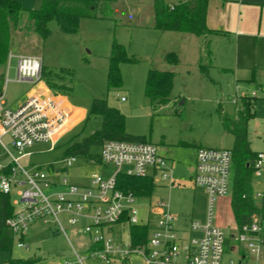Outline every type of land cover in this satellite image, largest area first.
<instances>
[{"label": "rangeland", "instance_id": "obj_1", "mask_svg": "<svg viewBox=\"0 0 264 264\" xmlns=\"http://www.w3.org/2000/svg\"><path fill=\"white\" fill-rule=\"evenodd\" d=\"M18 1L26 9H35L41 4V0ZM164 1L168 5L178 2ZM151 16L153 22L150 0H107L97 17L80 19L73 33L62 32L57 22L52 20L48 23L49 36L45 40L33 32L28 35L27 42L29 39L32 41L22 45L21 52H34L41 56L46 71L57 78L58 88L63 90L72 105L86 114L83 120L60 136L55 145L51 142L34 143L25 148L23 152L29 154L22 155L19 161L26 168L34 165L46 168L51 163L63 168L68 142L77 134L85 136L101 126V117L89 114L92 99L106 98L108 105L123 114L126 132L144 135L172 160L171 178L175 183L160 185L157 181L148 198H138L139 217H146L148 202L160 200L165 202L171 213L178 214L179 220L185 218L203 224L207 197L203 187L194 184L188 165L195 163L193 144L231 149L233 136L224 131L219 121V107L232 115L242 95L255 97L254 115L248 121V138L251 149L264 154V90L256 87L264 74V13L261 27L256 19L241 26L239 32L233 30L210 36L213 53L208 66L209 58L204 47L209 37L157 30L146 23ZM16 38L14 44L21 45L24 33L18 35L20 40L16 41ZM113 40L123 44L137 61L120 63L121 85L108 88V57ZM171 51L177 55L176 64L163 59L164 54ZM17 61L18 57H9L8 54L4 70L0 66V73L4 72L1 95L6 108H12L21 101L31 87L30 81L17 79ZM200 64L205 66V72ZM149 67L174 73L167 103L153 106L144 95ZM122 96L126 97L125 101L121 100ZM4 141H8L7 137ZM99 152V145L91 146L88 155L79 156L74 165L60 171L55 179L64 175L68 183L85 184L88 183L89 172H97L103 180H108L117 170L126 172L130 168L127 164L118 167L112 163H89V158ZM14 154L18 155L15 151ZM251 187L255 204L264 209V157L261 167L251 172ZM53 191L66 192L67 187L44 188L45 194ZM231 196L230 184L227 194L216 199L213 214V223L226 234L236 227L230 206ZM60 218L65 233L56 223L33 222L21 240L14 234L11 250H0V264L10 257L37 258L35 264H103L87 255L85 250L90 238L81 231V226L69 224L65 214H60ZM261 219L264 229V217ZM124 237L126 239L127 236ZM19 242L22 246H18ZM73 248L83 257L82 263ZM229 258H237V252L227 249L224 260ZM248 258L250 264L255 263L253 257ZM114 264H120V261L115 260ZM125 264H143V260L134 253ZM258 264H263V261Z\"/></svg>", "mask_w": 264, "mask_h": 264}, {"label": "built area", "instance_id": "obj_2", "mask_svg": "<svg viewBox=\"0 0 264 264\" xmlns=\"http://www.w3.org/2000/svg\"><path fill=\"white\" fill-rule=\"evenodd\" d=\"M152 1V0H151ZM17 63V79L37 80L40 77V58L20 54ZM66 130V113L54 98L33 96L16 108L3 106L0 93V192L11 196L13 215L6 225L14 234L23 237L33 222L56 223L65 233L60 214L66 221L80 225L90 238L87 255L103 264H120L131 254H138L143 264H254L264 245L259 218L255 215L249 223L239 227L231 236L237 258L224 260L228 249L227 235L213 223L216 199L230 189L232 153L230 149L199 146L195 153L191 178L195 185L203 187L207 197L205 222L190 221L187 237L176 225V215L164 201L146 204V217H139L138 197L116 187L115 174L103 180L97 172H89L88 183H68L62 170L74 165L78 157H64L63 168L53 163L43 168H30L20 163L25 148L38 142L53 145ZM7 137V142L4 138ZM14 151L18 154H14ZM263 153H258L254 166L261 167ZM91 164L109 163L129 165L123 172L128 175L152 176L154 182L172 183L168 159L158 146L149 141L106 140L100 152L88 160ZM61 171V172H60ZM63 185L66 192L45 194L44 188ZM256 195H259L258 193ZM84 222V223H83ZM131 224H147L149 231L145 242L133 244L129 231ZM114 226L126 227L127 237H116ZM18 246H22L19 242ZM78 261L83 257L73 248Z\"/></svg>", "mask_w": 264, "mask_h": 264}, {"label": "trees", "instance_id": "obj_3", "mask_svg": "<svg viewBox=\"0 0 264 264\" xmlns=\"http://www.w3.org/2000/svg\"><path fill=\"white\" fill-rule=\"evenodd\" d=\"M107 0H41L35 9H26L17 0H0V66L6 65L11 45L12 33L16 30H29L37 33L42 40L49 36L48 23L55 20L62 32L73 33L82 18H95L100 9L104 8ZM208 0H178L168 5L164 0H152V26L160 31H180L207 37L217 30L206 25V11ZM205 53L210 60L211 50L209 41L205 43ZM169 64L178 61L175 52H167L163 57ZM137 59L129 55L125 46L112 41L108 57L107 87L114 88L121 85L119 64L136 62ZM201 61V59H200ZM205 72V66L200 64ZM40 75L45 78L50 87L56 85L57 78L46 71L41 65ZM174 73L168 70H158L149 67L144 84V95L153 106L167 103L170 100ZM252 80L253 77H252ZM4 72L0 73V93L3 90ZM257 88L264 90V76ZM255 97L244 94L237 102L234 115L226 114L219 107L218 117L223 129L233 136L231 147V209L236 224L241 227L252 220L255 215L264 217V212L257 207L251 195L250 176L255 169L254 162L257 154L250 149L248 138V121L254 115ZM89 114L99 115L101 126L85 136L76 135L65 149L67 156H86L93 145H101L106 140L147 141L144 135L131 134L124 129V116L115 107L108 105L106 98H93L89 107ZM93 157V156H92ZM91 158V157H90ZM116 187L125 193H132L138 197L148 198L156 186L152 176L128 175L123 172L115 174ZM14 207L11 196L0 192V250L10 251L13 245L14 233L6 225V219L13 215ZM133 244L145 242L149 226L147 224H131L129 226ZM21 240L22 237H19ZM37 258L10 257L2 264H35Z\"/></svg>", "mask_w": 264, "mask_h": 264}, {"label": "crops", "instance_id": "obj_4", "mask_svg": "<svg viewBox=\"0 0 264 264\" xmlns=\"http://www.w3.org/2000/svg\"><path fill=\"white\" fill-rule=\"evenodd\" d=\"M263 13H264V0H208V2H207V11H206V25L208 26V28H210L212 30L219 31L218 33H213V34H211V35L206 37V38L209 37L207 40L209 41V47H210V50H211V55L213 53V50L211 49V45H210V42H211L210 36L212 37L215 34H225V33L227 34V33H230L233 30H236L237 32H239V28L241 26L249 25V23L252 20H254V22H255L256 19L258 20V23L260 24V27H261ZM146 23L148 25L152 24V16H151V19L148 20V22H146ZM31 32L35 33L34 31H29V30H16V31H14L12 33L9 57L10 56L11 57L12 56L17 57L20 54L33 55V56L39 57L40 58V68H41V65H44L43 59H41V56L35 54L34 52H32V53H23V52H21V50H22L21 46L22 45H24L26 43H31L30 42V41H32L31 39H29V42H27V40H26L29 34L32 35ZM21 33H24V41H23V43L21 45H15L14 43H16V42H15L14 38L17 37L16 41L20 40L18 38V35H20ZM35 34H37V33H35ZM30 38H32V37L30 36ZM40 39H41V37H40ZM11 49H13V51H11ZM17 63H18V61H17ZM149 64H152V61H149ZM210 64H211V58L209 60V63H207V66L210 65ZM223 70L225 71L226 69L223 68ZM263 76H264V74H263ZM9 79L10 78L8 76V81H9ZM27 81H30V80H27ZM262 81H263V79H262ZM30 82H31V87L25 92V94L22 97V100L19 101L12 108L18 107L27 98H30V97H33V96L46 97V98L51 97V98L57 99L60 102L63 110L66 113V130L64 131V133L70 131L73 128V126H75L78 122H80L81 120L84 119L85 114H86L85 111L75 107L74 105H72L70 103V101L68 100L67 95H65V93L63 92V90H61L58 87H54V88L50 87L47 84L45 78L42 77L41 75H40V77L37 80H32ZM121 100L125 101L126 97L122 96ZM236 109H237V107L235 108V111H234V113L232 115L235 114ZM226 114H228V113H226ZM232 115H230V116H232ZM219 121H220V119H219ZM220 123H221V121H220ZM184 144L185 143H181V145H184ZM208 144L216 145V143H208ZM193 145H194V152L195 153H196V149L199 146L212 147V146H209V145H202L201 143L193 144ZM250 149H251V147H250ZM258 153H262V152H256V154H258ZM161 154L164 155L168 159L169 166H170V172H171V170H172V160H171V158H169V156L165 155V153L163 154L162 150H161ZM263 157H264V154H263ZM262 160H263V158H262ZM192 166H193V164L188 165V171L190 172V176L192 175L191 174ZM174 183H175L174 179H172L171 185H173ZM163 184L164 183H160V185H163ZM230 184H231V181H230ZM250 188H251V195H252V200H253V192H252V187H251V176H250ZM256 196H259V195H256ZM230 201H231V199H230ZM253 202H254V200H253ZM254 204H255V202H254ZM255 205L257 207H259L264 212V209H263L262 206H259L257 204H255ZM230 206H231V204H230ZM175 215H176V225H177V227L179 228V230H181V232L184 235V237H187L189 235L187 227H188V224L191 221V219L187 220V219L184 218L183 220H179L178 214H175ZM233 217H234V215H233ZM259 220H260L259 224L261 226V233H262V236H263V239H264V229L262 228V225H261L262 219L259 218ZM113 228H114L113 230L115 231V236L117 238L118 237H122L123 239H125L124 236L125 235L127 236V232H125L126 231V229H125L126 227L114 226ZM238 229H239V226L236 224V227L234 229H231L230 231H228V233L226 234L227 237H228L227 238L228 250L230 252L236 253L234 251L235 245H234V242L231 239V236L234 235L237 232ZM87 249H88V247L86 248L85 251H87ZM263 259H264V248L262 249L261 254L259 255V258H258L257 262L263 261V264H264V260Z\"/></svg>", "mask_w": 264, "mask_h": 264}]
</instances>
